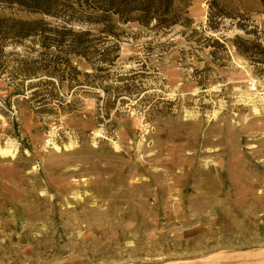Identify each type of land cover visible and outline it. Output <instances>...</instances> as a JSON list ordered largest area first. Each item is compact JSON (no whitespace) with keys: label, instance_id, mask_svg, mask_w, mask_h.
Listing matches in <instances>:
<instances>
[{"label":"rangeland","instance_id":"rangeland-1","mask_svg":"<svg viewBox=\"0 0 264 264\" xmlns=\"http://www.w3.org/2000/svg\"><path fill=\"white\" fill-rule=\"evenodd\" d=\"M187 15L164 34L120 24L108 77L64 80L60 100L0 78V264H264V62L234 46L264 47V6ZM125 83L138 95L107 109Z\"/></svg>","mask_w":264,"mask_h":264},{"label":"trees","instance_id":"trees-1","mask_svg":"<svg viewBox=\"0 0 264 264\" xmlns=\"http://www.w3.org/2000/svg\"><path fill=\"white\" fill-rule=\"evenodd\" d=\"M260 2L264 6V0ZM189 5L190 0H0V9L38 16L27 19L0 13V78L6 75L11 96L41 102L48 94L57 99L54 91L64 80L80 86L108 77L118 58L120 24L134 23L163 34L177 25L190 28ZM209 15L212 20L211 11ZM210 28L216 27L212 24ZM213 43L225 49L218 40ZM234 46L254 62H264V47L258 41L236 37ZM17 48H24L26 54H18ZM75 58L82 59L91 71L81 70ZM26 89L30 91L27 95ZM113 90L112 99L105 102L107 109L128 102L123 96L139 93L137 85L128 83Z\"/></svg>","mask_w":264,"mask_h":264}]
</instances>
